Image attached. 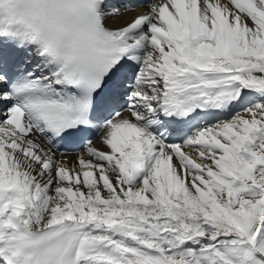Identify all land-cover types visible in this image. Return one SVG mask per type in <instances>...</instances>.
Instances as JSON below:
<instances>
[{"label": "snow or ice", "instance_id": "6c2138e0", "mask_svg": "<svg viewBox=\"0 0 264 264\" xmlns=\"http://www.w3.org/2000/svg\"><path fill=\"white\" fill-rule=\"evenodd\" d=\"M0 264H264V0H0Z\"/></svg>", "mask_w": 264, "mask_h": 264}, {"label": "bare ground", "instance_id": "6f19581e", "mask_svg": "<svg viewBox=\"0 0 264 264\" xmlns=\"http://www.w3.org/2000/svg\"><path fill=\"white\" fill-rule=\"evenodd\" d=\"M143 1H147V4L144 5V4H143ZM128 2L131 3V4H133V5H136V6L138 7V10H146V6H147L149 3L153 2V0H128ZM139 6H143V8L140 9ZM135 14H136L135 12H133V13H129L130 16H131V15H135ZM93 142H94V144H95L97 147H102V146L99 144L98 139H96V140L93 141ZM74 160H75V154H70V156H69V161L72 162V161H74Z\"/></svg>", "mask_w": 264, "mask_h": 264}]
</instances>
